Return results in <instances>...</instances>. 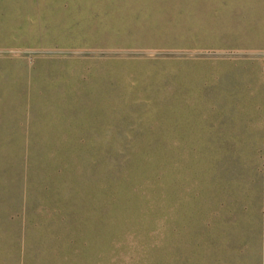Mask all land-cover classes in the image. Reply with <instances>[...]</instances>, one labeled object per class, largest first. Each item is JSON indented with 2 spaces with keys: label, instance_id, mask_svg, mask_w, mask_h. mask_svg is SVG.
I'll list each match as a JSON object with an SVG mask.
<instances>
[{
  "label": "rangeland",
  "instance_id": "obj_1",
  "mask_svg": "<svg viewBox=\"0 0 264 264\" xmlns=\"http://www.w3.org/2000/svg\"><path fill=\"white\" fill-rule=\"evenodd\" d=\"M263 3L0 0V264H264Z\"/></svg>",
  "mask_w": 264,
  "mask_h": 264
},
{
  "label": "crops",
  "instance_id": "obj_2",
  "mask_svg": "<svg viewBox=\"0 0 264 264\" xmlns=\"http://www.w3.org/2000/svg\"><path fill=\"white\" fill-rule=\"evenodd\" d=\"M262 9L264 12V3L262 4ZM255 16H256L254 18L255 28L253 29L254 30L253 35H247L243 33L240 29L239 30L229 29L227 31L228 33L227 37L242 38L246 36L247 40L249 41L250 40L259 41L261 39L264 41V20H263L262 33L260 30L261 16L264 17V13L261 14L260 9H258V12L256 13ZM237 23L241 24V20L239 18L235 16L229 18L230 25ZM252 45L253 47H257L254 49H256V52L259 54L258 56L256 55L257 57L254 59L253 64H251V66H249V64L241 66L239 65L241 64L240 62L234 63L233 64L234 66L232 68H236V69L229 71L232 73V76L229 77L231 80L229 85L225 87V85L222 84L223 85L222 94L224 96L227 95L231 102L230 107L228 108L230 112H234V111L264 112V56L261 55L262 48L259 43ZM223 80L224 79L222 78V81ZM242 80H243V84H242Z\"/></svg>",
  "mask_w": 264,
  "mask_h": 264
}]
</instances>
